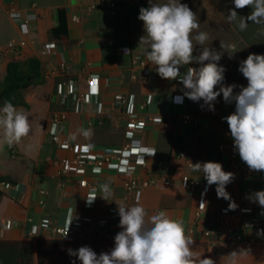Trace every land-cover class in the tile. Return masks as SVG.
I'll use <instances>...</instances> for the list:
<instances>
[{"label": "crops", "instance_id": "0c3cea01", "mask_svg": "<svg viewBox=\"0 0 264 264\" xmlns=\"http://www.w3.org/2000/svg\"><path fill=\"white\" fill-rule=\"evenodd\" d=\"M230 3L231 22L243 30L237 31L235 54L244 48L256 53L253 44L264 46V37L255 41L251 22L239 15L245 5L256 8L262 24L255 34L264 36V0ZM60 8L68 19L64 38L52 33ZM33 56L41 59L46 80L26 88L30 106L10 109L9 121L24 109L23 115L39 117L40 125L20 124L17 134L23 136L10 132L4 149L3 161L13 167L0 168V174L12 178L0 183L6 196L0 239L27 240L36 247L41 238H63L55 227H70L66 239L83 242L95 264H264L263 164L257 171L238 167L228 149H219L241 129L240 120L223 118L229 108L227 84L238 92L241 88L230 81L227 67L191 45L148 0H0V78L10 60ZM191 66L195 77L188 73ZM72 79L75 93L70 105L63 104L58 86ZM86 93L94 99L80 111ZM247 107L248 117L257 112L264 118ZM65 109L71 111L65 123L70 148L55 143L49 132L51 114ZM195 110L200 123H185L184 115ZM133 119L145 121L146 127L128 136L127 123ZM126 144L156 150L141 155L147 161L141 173L158 172V181L135 199L125 190L130 174L119 170L118 157L91 179L61 170L65 158L84 151H97L95 157L101 158ZM263 148L253 139L246 158L261 162ZM207 179L214 180L209 204L197 214L198 198L190 185ZM249 186L252 191L246 193ZM244 204L262 215L261 237L231 242L226 228L239 221L230 213ZM105 205L125 206L120 218L127 226L113 228L111 217L94 216L98 210L92 213L93 207Z\"/></svg>", "mask_w": 264, "mask_h": 264}, {"label": "built area", "instance_id": "2783aa9c", "mask_svg": "<svg viewBox=\"0 0 264 264\" xmlns=\"http://www.w3.org/2000/svg\"><path fill=\"white\" fill-rule=\"evenodd\" d=\"M110 6H115L114 2L110 3ZM12 46V45H11ZM190 76L196 74L195 66H191L188 70ZM195 77V76H194ZM75 82L70 80L67 85L60 84L57 89L58 95L64 103L67 99L75 93ZM225 94L227 95V104L229 108L225 111L224 119L231 122H237L240 120L241 129L236 134L235 139L232 142L220 143V150H229L230 159H233L236 166H248L251 168L258 167V163H262V172L264 171V148L262 150V159L259 162L258 159H247L245 156L246 150L251 146L252 140L255 139L257 143L264 145V118L257 112H252L249 115L247 104L237 94L233 93L230 89H227ZM94 97L90 93L83 94L80 102V111L83 110V106L86 102L93 100ZM96 99V98H95ZM131 102H134L133 97ZM198 108V107H196ZM71 116V111L65 109L62 111L53 112L50 117V129L49 132L53 141L57 144L64 145L68 148L73 147L68 138V128L66 122ZM183 121L187 124L198 125L200 123V113L195 110L187 113L183 117ZM146 127V123L143 120H130L127 123L126 134L128 136H134L137 132ZM95 152L84 151L79 153L75 158H65L61 162V170L67 172L69 170H75L84 175L86 179H91L92 175L99 172V167L105 163L112 161L114 157H118L119 170L124 173L130 174L128 181L125 183L126 192L135 199L137 193L146 186L155 184L158 181V172H150L146 177L142 176L141 167L146 166L147 161L141 155H155V149H145V147L134 146L126 144L119 150L113 151L111 154H107L104 157L96 158ZM94 153V154H93ZM184 154V153H183ZM169 183V180L166 181ZM214 183L213 179H207L206 181H196L192 183L190 193L196 196L197 202L195 203L196 213L200 212L208 207L209 204V189L208 187ZM252 191V187L246 189V193ZM125 206L105 205L102 207H93L94 210H98L94 216H107L114 219L111 227L119 228L127 226L125 220L120 216L123 214ZM230 216L238 218V223L226 228L227 236L231 242H248L254 241L261 237V230L263 226V217L257 211L256 207L252 204H244L235 211L230 213ZM101 225L105 222H100ZM54 232L61 235L63 238H68L71 234L70 227H55ZM221 233V231H219ZM180 234V233H179Z\"/></svg>", "mask_w": 264, "mask_h": 264}, {"label": "rangeland", "instance_id": "374dc122", "mask_svg": "<svg viewBox=\"0 0 264 264\" xmlns=\"http://www.w3.org/2000/svg\"><path fill=\"white\" fill-rule=\"evenodd\" d=\"M148 2L204 56L222 64L223 68L227 67L232 79H229L226 70L222 69V72L241 88L238 92L235 87L227 84L229 87L226 90L230 89L250 108L264 116V46L253 44L256 53L244 48L241 54H235L234 44L240 39L237 31L243 33V30L240 25L231 22L230 0H148ZM239 16L251 22L249 28L255 30L253 35L256 36V39H253L262 41L264 36L255 34L256 28H261L260 24H262L256 8L245 5ZM232 25H235L236 29ZM70 102L71 98H68L67 104L70 105ZM10 109L12 108L0 107V168L13 167L11 162L3 161L7 154L5 150L8 151L7 142L9 143L8 140L12 136L10 132L21 137L22 134H17L20 124L34 129L39 128L40 125L39 117L24 116L23 113H26L24 109L16 111L9 121ZM0 187L5 190L4 186L0 185ZM5 200L6 196L0 195V212L3 210ZM72 249L70 247L67 251ZM61 250L58 249L57 254Z\"/></svg>", "mask_w": 264, "mask_h": 264}, {"label": "trees", "instance_id": "16d2710c", "mask_svg": "<svg viewBox=\"0 0 264 264\" xmlns=\"http://www.w3.org/2000/svg\"><path fill=\"white\" fill-rule=\"evenodd\" d=\"M54 36L64 38L68 33V19L63 8L59 9V24L52 31ZM46 71L40 58L12 59L0 78V107H29L25 90L31 85L42 84ZM12 178L0 174V183H10ZM4 191L0 187V195ZM70 247L73 249L67 251ZM58 249H62L57 254ZM0 264H95L92 250L75 239L41 238L37 246L27 240L0 239Z\"/></svg>", "mask_w": 264, "mask_h": 264}]
</instances>
